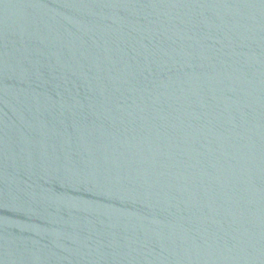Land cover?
<instances>
[{
	"label": "water",
	"instance_id": "water-1",
	"mask_svg": "<svg viewBox=\"0 0 264 264\" xmlns=\"http://www.w3.org/2000/svg\"><path fill=\"white\" fill-rule=\"evenodd\" d=\"M0 264H264V0H0Z\"/></svg>",
	"mask_w": 264,
	"mask_h": 264
}]
</instances>
